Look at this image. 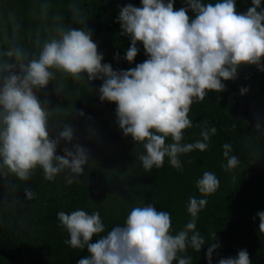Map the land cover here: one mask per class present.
Instances as JSON below:
<instances>
[{"label": "clouds", "instance_id": "1", "mask_svg": "<svg viewBox=\"0 0 264 264\" xmlns=\"http://www.w3.org/2000/svg\"><path fill=\"white\" fill-rule=\"evenodd\" d=\"M184 3L185 7L176 10L174 0H141L140 7L128 4L119 9L120 35L131 41L124 59L129 64L135 61L138 44L147 57L128 70L115 71L102 63L103 55L86 19L75 6L71 17L79 28L66 26L57 14L55 34L43 41L38 38L33 52L15 37L0 50V177L27 183L40 170L47 181L63 174L71 185L84 174L89 156L81 145L75 144L71 150L65 147L63 155H57L61 141L71 144L73 140L72 127L61 128L55 122L67 110L50 109L37 95L53 82L57 94L68 95L63 78H70L73 84L102 81L99 99L116 105L123 135L142 145L144 152L138 160L145 172L162 168L165 158L171 167L182 170L181 156L207 151L215 127L202 128V139L184 143L185 131L194 127L192 106L203 102L210 92L225 91L224 82L237 79L244 66L264 71V8L261 0H251L252 6L244 13L237 11L236 0ZM49 8L48 3L42 4L43 17ZM18 27L14 26V32ZM247 91L242 88L241 95ZM77 114L84 116L83 111ZM50 122L58 130L56 138L49 132ZM222 147L227 169H235L240 161L231 154L232 146L225 143ZM219 185L215 173H203L196 182L200 198H189L191 219L179 231L173 230L171 214L157 211L153 204L132 207L124 223L110 229L99 211H60L57 219L69 237L65 244L75 250L87 249L89 255L78 264H192L188 250L199 253L206 244L208 264H212L213 253L220 247L216 231H209L206 237L197 230L196 221L208 203L206 197ZM25 191L28 200L35 199L36 194ZM257 217L259 231L264 233V212ZM218 264H251V260L247 250L241 249L236 257L221 258Z\"/></svg>", "mask_w": 264, "mask_h": 264}, {"label": "trees", "instance_id": "2", "mask_svg": "<svg viewBox=\"0 0 264 264\" xmlns=\"http://www.w3.org/2000/svg\"><path fill=\"white\" fill-rule=\"evenodd\" d=\"M44 3L50 5L46 18L41 15ZM128 4L140 7L141 0H0V50L15 37L33 52L38 38L43 41L55 34L57 14L66 26L79 28L71 17L75 6L86 19V27L103 55L102 63L110 64L115 71L128 70L147 58L142 44H138L135 61L129 64L124 59L131 41L120 35L116 21L119 9ZM185 6L184 0H174L176 10ZM251 6V0H236L240 13ZM16 25L19 27L14 32ZM63 79L68 95L57 94L55 82L37 95L48 108L67 110L65 117L55 122L61 128L72 127L73 140L71 144L61 141L57 155H63L65 147L71 150L79 144L88 152L89 164L84 174L76 177L79 181L71 185L63 174L47 181L40 170L27 183L0 177V264H78L88 256L86 248L75 250L65 244L69 237L59 226L60 211H99L106 229H110L122 225L132 207L153 204L157 211L171 214L173 230L179 231L191 219L187 203L190 197L200 198L196 182L205 171L215 173L220 181L218 190L206 197L208 203L196 221L202 235L207 237L209 231H216L220 247L213 253L212 264L236 257L241 249L247 250L251 264H264V233L259 231L257 217L264 212V71L244 66L238 70L237 79L224 82L225 91L210 92L203 102L193 104L190 118L194 127L185 131L184 143L202 139V128L215 127L217 132L210 137L208 150L181 156L182 170L171 167L165 158L162 168L150 172H145L138 160L144 152L142 145L120 130L116 105L101 103L102 81L73 84L70 78ZM242 88L248 89L244 95ZM80 111L83 117L77 114ZM49 132L53 138L58 135L52 122ZM225 143L232 146L231 154L240 161L235 169L226 167ZM26 189L36 194L35 199L26 198ZM207 247L199 253L188 250L192 264H208Z\"/></svg>", "mask_w": 264, "mask_h": 264}]
</instances>
